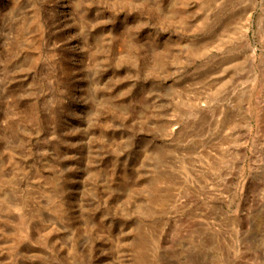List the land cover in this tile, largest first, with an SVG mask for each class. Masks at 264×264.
Segmentation results:
<instances>
[{"label": "rangeland", "instance_id": "374dc122", "mask_svg": "<svg viewBox=\"0 0 264 264\" xmlns=\"http://www.w3.org/2000/svg\"><path fill=\"white\" fill-rule=\"evenodd\" d=\"M0 264H264V0H0Z\"/></svg>", "mask_w": 264, "mask_h": 264}]
</instances>
